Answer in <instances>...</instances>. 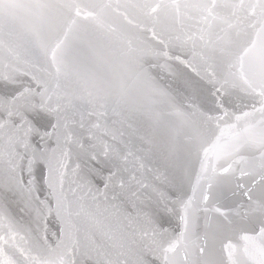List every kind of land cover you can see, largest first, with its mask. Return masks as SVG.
Returning a JSON list of instances; mask_svg holds the SVG:
<instances>
[{"label": "snow or ice", "instance_id": "1", "mask_svg": "<svg viewBox=\"0 0 264 264\" xmlns=\"http://www.w3.org/2000/svg\"><path fill=\"white\" fill-rule=\"evenodd\" d=\"M0 264H264V0H0Z\"/></svg>", "mask_w": 264, "mask_h": 264}, {"label": "water", "instance_id": "2", "mask_svg": "<svg viewBox=\"0 0 264 264\" xmlns=\"http://www.w3.org/2000/svg\"><path fill=\"white\" fill-rule=\"evenodd\" d=\"M16 15L24 20L29 19V17L27 16L26 12L23 9L17 10ZM120 65H121V60L118 57V55L110 53L107 55V60L105 62H93L90 65V68L93 72L96 73L98 79L102 84H104L106 87L110 88L111 90L115 91L116 89H118L120 81L122 79L127 80L131 75V73L134 71V68L131 66L125 69L122 68ZM151 72L156 77L157 84L160 87L167 89L171 94L177 95L180 91H182L180 82L174 79L173 77L169 76L167 73H163L156 68L151 69ZM28 80H29L28 77L24 78L25 83H27ZM130 95L133 99H135L137 93L135 90H133L130 93ZM141 102L143 103V101ZM150 110L164 112V113H166L167 111L165 105L159 102L151 105ZM114 119L115 117L110 116L109 123H111L112 120ZM138 121L140 125L143 127V129L145 130L153 129V123L150 119L149 109L147 107L140 114H138ZM173 127H179L178 122L175 120L174 117L165 116L163 125H161L159 128L156 129L157 138L166 136L169 130ZM240 130L241 131L243 130L242 125L240 126ZM125 138L127 139V136ZM136 145L139 146L138 141H136ZM148 166L151 167L152 165L149 164ZM109 199H111V194L109 196ZM113 203H115L118 206V209L123 216L136 215L137 207H134L132 203L123 201L121 199H117L113 201ZM142 207H144L145 210H150L146 205ZM21 208H22V204H20L18 201L13 199V201L11 202L10 211L13 213V215L16 216L17 219L26 221L28 217L25 213L21 212ZM124 223L126 224L127 221H124ZM50 224L53 226V228L55 227L54 220H50ZM233 242L238 243L239 241L234 240Z\"/></svg>", "mask_w": 264, "mask_h": 264}]
</instances>
